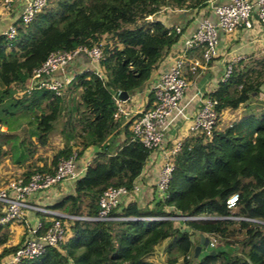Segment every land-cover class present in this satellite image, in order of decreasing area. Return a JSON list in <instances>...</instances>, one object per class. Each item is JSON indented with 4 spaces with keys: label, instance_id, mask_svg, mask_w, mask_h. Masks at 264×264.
<instances>
[{
    "label": "trees",
    "instance_id": "obj_1",
    "mask_svg": "<svg viewBox=\"0 0 264 264\" xmlns=\"http://www.w3.org/2000/svg\"><path fill=\"white\" fill-rule=\"evenodd\" d=\"M207 2L46 0L27 23L13 22L11 37L0 33V126H5L0 129V159L9 154L14 164L23 165L51 135H57L61 148L47 162L28 165L20 173L26 177L32 171L51 172L58 158L69 155L72 147L77 156L87 147L94 148L84 170L72 181V190L46 208L92 217L105 187L122 186L131 191L150 150L132 138L129 121L122 115L113 117L115 93L124 90L130 95L140 90L177 41L179 35L154 18L162 8L197 12ZM92 45L100 46L102 52L97 72L85 69L73 74L61 98L32 90L38 96L24 106V98L16 90L23 89L31 69L50 51ZM194 50L200 53L198 48L189 52ZM207 95L216 100L217 119L225 108L241 104L244 111L228 125L214 128L208 138L197 133L183 138L160 195L151 185L149 199L120 201L109 212L116 218L108 220L70 219L35 211L36 235L44 232L51 217L65 220L68 233L56 248L47 246L15 264H153L146 258L162 241L163 264H264V225L227 217L264 222V51L231 63L225 80L218 81ZM147 98L143 109L151 106V91ZM254 98L262 100L261 107L253 106ZM59 104L63 111L60 125L42 129L44 116L38 108L46 105L55 111ZM56 116L58 122L60 115ZM48 118L52 120L54 115ZM22 120L30 129L20 137L17 125ZM233 192L238 200L236 210L230 211L225 199ZM176 215L204 218L179 223L169 218ZM7 225H0V245L7 240ZM196 233L213 235L232 248L193 257ZM20 242L3 245L0 258Z\"/></svg>",
    "mask_w": 264,
    "mask_h": 264
},
{
    "label": "built area",
    "instance_id": "obj_2",
    "mask_svg": "<svg viewBox=\"0 0 264 264\" xmlns=\"http://www.w3.org/2000/svg\"><path fill=\"white\" fill-rule=\"evenodd\" d=\"M46 0H0V10H9L12 4H20L19 14L15 21L25 24L32 14L39 10ZM207 7L214 15V20L202 17L194 30L183 39L182 52L171 58L166 69L160 73L155 84L149 90L152 92L151 106L143 108L125 109L124 102L117 99L114 102L116 110L113 117L122 115L125 121H129L128 130L132 138L137 139L142 146L150 150V154L155 151L161 152V166L156 173L152 185L158 195H160L167 184L172 169V156L178 150L180 141H176L170 148H166L165 130L170 115L177 110L178 103L183 96L187 86V79L182 72V66L186 62L187 69L191 73H197L205 63L217 55L218 33H231L237 29L245 31L251 30L253 23H260L264 26V0H222L214 2L208 0ZM170 31L180 35L181 27L178 25L168 26ZM6 37H11L14 33L13 23L2 31ZM198 48L200 49V59L191 58L187 60L183 52ZM80 57L86 58L94 67V72L98 71L97 63L102 57L101 48L98 45L90 47L77 46L69 50L50 51L47 56L37 66L30 71L28 86L23 87L22 92L40 90L50 92L53 96L61 98L63 91L73 74L69 72V66ZM239 58H236V61ZM231 70V63H227L223 69L219 81H224ZM240 88V85H238ZM216 100L210 98L207 93H200L196 110L190 117L187 130L193 134H201L208 138L217 125V112L215 110ZM74 148L66 157H60L56 161L51 172L32 171L26 177L19 174L10 176L0 185V225L10 222L20 221L26 211H37L45 215H56L60 217L76 219L86 218L94 220L115 219L109 215L111 209L115 208L120 201L128 200L136 193L140 187L136 183L132 185L131 191L127 192L124 187H105L97 198L96 214L92 217L66 215L56 210L48 209L44 206L30 201L34 194L44 191L55 184L68 180L73 181L84 170L78 167ZM238 200L237 192L229 194L225 199V206L230 211L236 208ZM235 211V210H234ZM210 217V216H208ZM234 220H249L264 225L263 221L255 218H248L236 215L227 216ZM149 219H159L162 217H147ZM171 219L181 222L184 219H198L204 216H171ZM58 218H50V224L42 234L36 235L37 221L33 226L27 227L21 242L13 252L0 258V264H15L19 259L32 258L43 251L47 246L57 247L66 237L68 223ZM206 245L201 246L204 253H212L218 249L220 251L229 250V246L217 239L213 235L204 234Z\"/></svg>",
    "mask_w": 264,
    "mask_h": 264
},
{
    "label": "crops",
    "instance_id": "obj_3",
    "mask_svg": "<svg viewBox=\"0 0 264 264\" xmlns=\"http://www.w3.org/2000/svg\"><path fill=\"white\" fill-rule=\"evenodd\" d=\"M213 1L218 2L222 0ZM19 9L20 4H12L9 10H0V33L16 20L19 14ZM202 17H207L210 20H214L215 18L208 7L200 9L197 12L194 10L187 11L182 9L162 8L154 16V18L159 20L164 26H180L181 34L178 36L177 41L171 45L164 57L157 63L156 67L151 71L148 79L144 82L143 87L128 95V99L124 102L125 109H132L134 107L143 108L147 104V95L149 90L155 84L157 76L166 69L172 57L182 52L183 39L194 30L198 21ZM217 47V55L199 68L196 74L189 72L186 62H184L182 72L187 79V86L178 103L177 110L173 111L169 117L165 130L166 148H170L176 141H180L193 134L187 130V126L189 125L190 117L193 116L196 110L199 94L208 93L216 88L227 63H234L236 58H244V54H255L256 52L264 51V26L260 23H253L252 29L248 31L237 29L231 33L219 32ZM183 54L187 60H190L191 58L200 59V53L195 50L190 52L187 50L183 52ZM85 69H91L94 71L93 65H91V63H89L84 57L78 58L69 66L70 74H76ZM24 93L26 92L16 90L15 94L23 96ZM30 100L32 99L27 101L29 102ZM26 104L28 103L24 101V106ZM54 109H56L54 112L52 111L54 118L52 120L48 118V121L44 119L42 129L47 128L46 125H51L53 127H58L60 125L63 120V111L61 106H59V108L56 106ZM57 114H59L60 117L58 122L55 123ZM224 126L216 125V128H222ZM19 127L23 130L25 128V130H28L27 127H24L23 123H20L17 129H19ZM0 129L5 130V126L1 125ZM60 148L61 142L59 141V137L57 135H51L46 144L38 147L37 152L33 155L32 159L26 161L23 165L17 166L12 162L9 154L5 155L0 159V185H2L10 176L22 173L28 165L39 166L42 163L47 162L49 157ZM73 148L74 147H72V149ZM93 151L94 148L91 147L83 149L82 153L76 160L77 166L83 167L84 164L88 163ZM160 166L161 152H152L136 178V182L140 187L139 192L134 195V198L137 201H145L143 200L144 196H147V199H149L148 194L150 193L151 185L154 182V178ZM72 184L73 183L68 180L62 181L44 191L34 194L33 197H30V201L45 207V205L60 199L64 194H68L72 190ZM37 221L38 216L34 211H26L20 221L8 223L6 226L8 237L3 245L12 246L18 243L23 237L26 228L33 226ZM195 237L197 243L199 239L198 233L192 238L194 239ZM3 245H0V250ZM164 245L165 243H161L156 246L146 259L155 264L156 256H158L160 260L164 258Z\"/></svg>",
    "mask_w": 264,
    "mask_h": 264
},
{
    "label": "rangeland",
    "instance_id": "obj_4",
    "mask_svg": "<svg viewBox=\"0 0 264 264\" xmlns=\"http://www.w3.org/2000/svg\"><path fill=\"white\" fill-rule=\"evenodd\" d=\"M199 51H200V49H199ZM259 53H261V52H256V55H258ZM249 54H251V53H249ZM249 54H244L245 56H248ZM37 96H38V94H37V92H35V91H29V92H26V93H24L23 94V97H22V99L24 98V100L23 101H26L27 103H29L27 100H29V99H34V98H37ZM26 99V100H25ZM255 100H254V104H253V106L254 107H261V106H259L260 104H261V102H262V100H260L259 98H254ZM28 104H26L25 106L26 107H28L27 106ZM59 106H60V104L58 105V108H59ZM45 107V108H44ZM29 108H30V106H29ZM30 109H32V108H30ZM42 109V110H41ZM52 109V110H51ZM38 111H43V113H42V115L44 116V118L42 119V125H43V120L45 119V120H47L48 119V117H49V114H51L52 113V111H54L53 110V107H51L50 109H48V107L46 106V105H43L42 107H40V108H38ZM242 111H244V107H243V105H238L237 107H235V108H227V109H225V110H223L222 111V113L220 114V116H218V119H217V126H220V125H222V126H226V125H228V123L229 122H231L233 119H235L236 117H239L240 116V114L242 113ZM47 112V113H46ZM238 113V114H237ZM237 115H239V116H237ZM57 117V116H56ZM48 121V120H47ZM21 123H23L24 124V127H27V129H30V125L26 122V120H22V122ZM49 123V122H48ZM55 123H57V122H55ZM28 124V125H27ZM19 125H17V127H18ZM48 125H46V127H47ZM22 127V126H21ZM26 129V128H25ZM23 130V129H21V130H19V129H17V133H18V135L20 136V137H23L25 134H24V132L26 133V131L27 130ZM22 131V132H21ZM50 146H53V145H50ZM47 147H48V145H47ZM147 199V196H144V198H143V200H146ZM234 210H236V208L234 209ZM233 210V211H234ZM59 212V211H58ZM65 224H67V222L65 221L64 222ZM68 233V232H67ZM194 240L195 241H197V239H196V237L194 238ZM161 243H165V241H162ZM160 243V244H161ZM227 246H229V245H227ZM229 248L231 249L232 248V246L230 245L229 246ZM234 248V247H233ZM202 254H204V250L202 249L201 251H200V253H198V255L199 256H201ZM158 258V259H157ZM163 259L164 258H162L161 260L159 259V257L158 256H156V261H155V264H163Z\"/></svg>",
    "mask_w": 264,
    "mask_h": 264
},
{
    "label": "water",
    "instance_id": "obj_5",
    "mask_svg": "<svg viewBox=\"0 0 264 264\" xmlns=\"http://www.w3.org/2000/svg\"><path fill=\"white\" fill-rule=\"evenodd\" d=\"M28 81H29V78H26L24 81L23 87L28 86ZM115 95H116L117 99L120 101H125L128 98V94L124 90L116 91ZM179 223H181V222H179ZM198 238H199L198 242L192 248V256L193 257H196L198 255V252H199L201 246L206 245L207 239L202 233H198ZM209 253L211 254L212 250H210Z\"/></svg>",
    "mask_w": 264,
    "mask_h": 264
}]
</instances>
